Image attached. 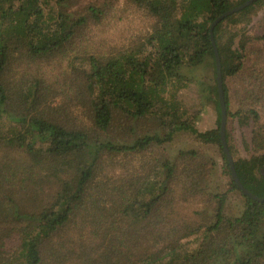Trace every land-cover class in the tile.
<instances>
[{
    "label": "trees",
    "instance_id": "1",
    "mask_svg": "<svg viewBox=\"0 0 264 264\" xmlns=\"http://www.w3.org/2000/svg\"><path fill=\"white\" fill-rule=\"evenodd\" d=\"M125 1L146 12L151 29L101 54L88 47L89 31L120 19V0H0V150L6 151L0 152V264H264V201L244 194L231 175L210 34L217 17L247 0ZM263 8L264 0H257L214 30L227 144L239 179L261 198L264 51L236 110L232 97L239 92L232 93L229 82L243 73L250 47L264 46V16L254 23ZM63 59L74 63L70 80L89 125L56 121L59 111L50 109L49 99L62 89L38 71L26 74L27 67ZM192 86L202 101L196 120L208 106L216 114L214 127L200 130L188 119L180 96ZM6 119L15 124L8 133L2 130ZM147 120L153 131L124 140L128 128ZM232 120L252 124L250 141L243 139L247 156L231 141ZM182 131L219 148L230 176L227 190L213 185L196 150L178 151L188 162L183 180H175V161L162 153L149 156L144 180H131L127 189L115 180L96 185L109 159L164 147ZM179 186L182 199L197 195L202 203L193 217L178 212ZM234 191L243 197L239 214L229 209Z\"/></svg>",
    "mask_w": 264,
    "mask_h": 264
},
{
    "label": "rangeland",
    "instance_id": "2",
    "mask_svg": "<svg viewBox=\"0 0 264 264\" xmlns=\"http://www.w3.org/2000/svg\"><path fill=\"white\" fill-rule=\"evenodd\" d=\"M77 7V6H76ZM125 11V12H124ZM118 16L116 19H109L102 26L96 28L93 27L89 31L87 41L88 47L90 49H96L97 53L103 54L107 49L116 46H127L130 43V40L137 35H143L148 32L152 26V20L146 14L143 9L128 5L125 0H120L119 9L116 12ZM264 16V8L258 13L254 18V23L257 25L258 21ZM262 43L255 42L249 49V55L246 60V66L243 70V73L239 75L234 82H229L230 90L232 93L239 92V96L232 97V108L234 110L238 109L240 104L245 99V87L251 81L252 77V66L257 60L262 61L260 52L264 51V46ZM74 63H69V61L58 60L49 64H44L40 67L28 68L26 69V74H34L38 71V74H42V78L46 81L47 84H51L59 89H62L60 95L58 94L55 98H50V109L54 112L59 111L55 120L62 122L66 125H71L77 123H83L85 125L90 124V119L88 116L87 108L83 105L82 101L78 98V91H76L71 83L70 78L73 76V69L71 66ZM75 64L82 67L86 66L85 63L77 60ZM81 65V66H80ZM255 65V64H254ZM255 74H258L256 71ZM21 74H18L19 78ZM75 86V85H74ZM195 86V85H194ZM194 86L186 88L181 93V98L184 103L189 108L188 119L196 120L197 112L202 106V101L200 94ZM76 92V94H75ZM79 99V100H78ZM210 108V107H209ZM208 106L206 110L203 111L196 123L197 128L200 130H207L215 126L216 114L212 108L209 109ZM261 119H264V109L260 111ZM53 118V117H52ZM15 126V124L9 120H5L2 126V130L5 133H8V128ZM155 124L152 121H142L137 123L136 127L134 125L133 131L128 128L125 135V141H131L135 138L136 135H143L148 132L153 131ZM227 126V125H226ZM136 128V129H135ZM231 135V141L236 147L240 150L242 155H249L248 151L243 145V139L250 141L252 124L247 126H241L237 120H232L228 125ZM162 132V131H158ZM120 133L118 130L116 133ZM6 149V148H5ZM10 150V149H8ZM179 150H196L198 153H202L204 158L201 161H204L206 164L205 169L211 170L210 179L213 180V185L218 187L220 190H227L228 182L230 176L225 173L223 170V159L219 148L215 145H201V143L195 139V137L188 132H180L175 139L165 145L164 147L158 148L155 147L152 150L150 149L146 153L140 154H128L117 157L115 160L113 158L109 159L108 165L104 167L102 173L97 176L96 185L100 186L104 183L101 181L112 182L115 180L116 185L120 184L125 186L134 180H144V174L147 166V162L150 159L149 156H158L162 153H166L171 159L175 161L176 169L178 171V176L176 175L175 180H183L185 173L184 167L187 165V161H184L182 158H177ZM12 154L16 153L14 150H10ZM1 153L6 152L1 149ZM194 160H197L196 156ZM200 160V159H199ZM191 161V160H190ZM195 163V162H194ZM101 180V181H100ZM136 182V181H135ZM95 185V187H96ZM99 193V192H98ZM182 193L180 186L176 189V202L175 204L178 207V212L182 215V218L193 217L195 211L202 208V203L199 201V197L189 196L188 201L182 199L180 195ZM44 197V195H43ZM229 209L232 210L234 214H239L242 210L243 197L239 191H234L230 194L228 199ZM110 209L109 205L106 204ZM111 213V212H110ZM93 226L89 224L87 233L89 234ZM73 229L70 231L72 232ZM75 240V239H73ZM77 241V240H75Z\"/></svg>",
    "mask_w": 264,
    "mask_h": 264
},
{
    "label": "water",
    "instance_id": "3",
    "mask_svg": "<svg viewBox=\"0 0 264 264\" xmlns=\"http://www.w3.org/2000/svg\"><path fill=\"white\" fill-rule=\"evenodd\" d=\"M257 0H247L244 3L224 12L221 14L219 17H217L213 23L210 26V34H211V39L214 47V52H215V58H216V68H217V82H218V90H219V99H220V104H221V142L224 148V151L226 153V156L229 160V165H230V170H231V175L233 180L236 182L237 186L239 189L246 195L252 197L255 200L258 201H264V198H261L259 196H256L253 194L251 191H249L241 182V180L238 177V174L236 172L235 166H234V160L233 156L231 154V151L228 147L227 144V138H226V125H227V108H226V100H225V95H224V87H223V77H222V68H221V60H220V55L218 51L217 44L215 42L214 38V30L216 25L222 21L224 18L230 16L231 14L253 4ZM262 173L264 174V166L262 168Z\"/></svg>",
    "mask_w": 264,
    "mask_h": 264
}]
</instances>
